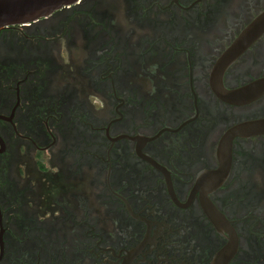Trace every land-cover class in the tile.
Masks as SVG:
<instances>
[{
    "label": "flooded vegetation",
    "instance_id": "af4514ba",
    "mask_svg": "<svg viewBox=\"0 0 264 264\" xmlns=\"http://www.w3.org/2000/svg\"><path fill=\"white\" fill-rule=\"evenodd\" d=\"M124 8L0 31V264H264V0Z\"/></svg>",
    "mask_w": 264,
    "mask_h": 264
},
{
    "label": "water",
    "instance_id": "95a60500",
    "mask_svg": "<svg viewBox=\"0 0 264 264\" xmlns=\"http://www.w3.org/2000/svg\"><path fill=\"white\" fill-rule=\"evenodd\" d=\"M83 0H0V31L16 25H31ZM264 34V10L244 29L218 62L222 73Z\"/></svg>",
    "mask_w": 264,
    "mask_h": 264
},
{
    "label": "rangeland",
    "instance_id": "374dc122",
    "mask_svg": "<svg viewBox=\"0 0 264 264\" xmlns=\"http://www.w3.org/2000/svg\"><path fill=\"white\" fill-rule=\"evenodd\" d=\"M127 0H103L104 8L106 11H111L114 13L117 17H120L121 14H125V8L124 4H126ZM87 9H90L89 4L84 7L83 10L77 11L74 14H71L67 16L66 14H59L57 15L58 17H68V19L62 20L63 25L70 26L67 27V30L70 31V39L63 42H59L60 44L58 45L59 51L61 52L63 58L61 59L62 62L65 63V59H67L68 63L67 65H81L83 62V59L85 57V49L84 46L81 44L82 40L81 38H84V33L81 28L80 22L82 21L80 13L88 11ZM91 10V9H90ZM122 17V16H121ZM105 19V18H104ZM122 18H118L119 21H121ZM113 20V17H111L110 21ZM125 20L128 22L130 21V17L126 14L125 15ZM67 21V22H66ZM109 21V20H106ZM94 22V21H93ZM76 25V26H75ZM63 31H57V33H62ZM66 32V30H65ZM64 32V33H65ZM83 43V42H82ZM65 73V79L66 82H70V78L67 77L68 74L67 72L63 71ZM73 75L74 77H79V73H76L75 70H73ZM59 80V78H57ZM58 80H56L58 82ZM72 84H78V83H72ZM57 86V85H56ZM31 168V167H30ZM34 168V167H33ZM31 168L32 171H35V169Z\"/></svg>",
    "mask_w": 264,
    "mask_h": 264
}]
</instances>
